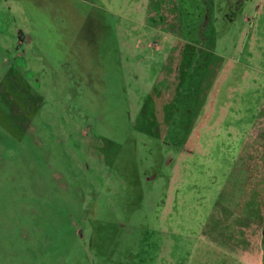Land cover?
I'll return each instance as SVG.
<instances>
[{"label":"rangeland","instance_id":"rangeland-1","mask_svg":"<svg viewBox=\"0 0 264 264\" xmlns=\"http://www.w3.org/2000/svg\"><path fill=\"white\" fill-rule=\"evenodd\" d=\"M256 188L264 0H0V264H257Z\"/></svg>","mask_w":264,"mask_h":264},{"label":"crops","instance_id":"crops-1","mask_svg":"<svg viewBox=\"0 0 264 264\" xmlns=\"http://www.w3.org/2000/svg\"><path fill=\"white\" fill-rule=\"evenodd\" d=\"M248 184V183H247ZM258 187V186H257ZM248 188H246L247 190ZM253 192H256V196L259 195L260 199L262 197H264V195L262 194L261 190L257 189L256 188V191L255 190H252ZM251 192V191H250ZM249 190L246 191V195H245V198H241L240 199V204L239 206L236 208L237 210L236 211H240V215L243 216L244 212L247 211L248 209V200L249 198H247V196H249L248 194L250 193ZM259 202V199H257ZM261 214H262V220L257 223V230H258V234L257 236L259 235V238H258V244H259V247H260V244H261V233L259 234V229H260V232L262 231L263 227H264V209L261 208ZM243 223V222H242ZM242 223H238V224H235V229L236 231L238 232V235L236 236V238H240L241 241L243 242H248V240H250V237L251 235L253 236V231L249 232V229H248V224L247 225H243ZM260 226V227H259ZM233 228V226H231ZM232 234V233H231ZM262 256H263V252L261 250L260 254H259V258H258V261H257V264H262Z\"/></svg>","mask_w":264,"mask_h":264},{"label":"trees","instance_id":"trees-1","mask_svg":"<svg viewBox=\"0 0 264 264\" xmlns=\"http://www.w3.org/2000/svg\"><path fill=\"white\" fill-rule=\"evenodd\" d=\"M261 246H262V252H263V264H264V227L261 231Z\"/></svg>","mask_w":264,"mask_h":264}]
</instances>
